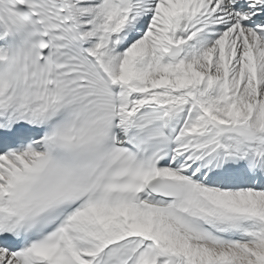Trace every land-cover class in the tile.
<instances>
[{"label":"snow or ice","instance_id":"snow-or-ice-1","mask_svg":"<svg viewBox=\"0 0 264 264\" xmlns=\"http://www.w3.org/2000/svg\"><path fill=\"white\" fill-rule=\"evenodd\" d=\"M0 264H264V0H0Z\"/></svg>","mask_w":264,"mask_h":264}]
</instances>
